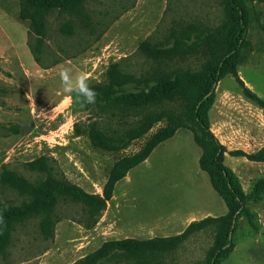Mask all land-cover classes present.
<instances>
[{
  "label": "rangeland",
  "instance_id": "1",
  "mask_svg": "<svg viewBox=\"0 0 264 264\" xmlns=\"http://www.w3.org/2000/svg\"><path fill=\"white\" fill-rule=\"evenodd\" d=\"M246 4L248 45L241 50L236 71L218 82L209 111L210 128L225 148L224 163L246 195L234 247L221 264H264V160L252 157L264 147V107L247 91L264 100V0ZM33 10L24 0H0V177L10 168L34 180L39 173L29 163L45 156L58 174L102 195L114 162L138 151L166 121L124 149L96 147L91 124L108 133L122 132L118 129L128 128V121L137 116L125 117L97 102L82 104L75 92L58 95L60 69L70 67L73 78L86 74L94 89L106 84L115 62L152 79L173 68L200 69L207 60L202 52L165 63L149 56L143 44L170 47L186 30L200 36L224 20L223 1L85 0L78 10H46L40 27ZM178 106L179 101L165 105ZM202 152L193 132L179 128L116 183L97 220L81 202L60 198L53 236L41 232L38 217L15 224L6 252H0V264H75L107 240L178 234L160 229L156 217L162 213L209 210L224 215L227 205L199 165ZM0 199L19 204L25 196L0 179ZM216 233L215 225L196 231L158 259L164 264H207ZM130 263L111 259L101 264Z\"/></svg>",
  "mask_w": 264,
  "mask_h": 264
},
{
  "label": "trees",
  "instance_id": "2",
  "mask_svg": "<svg viewBox=\"0 0 264 264\" xmlns=\"http://www.w3.org/2000/svg\"><path fill=\"white\" fill-rule=\"evenodd\" d=\"M33 7L32 17L37 27L42 25L43 13L53 8L78 10L85 0H24ZM225 18L218 26L195 36L186 30L170 47H158L149 42L143 49L149 56L167 63L178 57L202 52L207 56L200 69L173 68L164 70L155 79L137 76L122 69L118 62L107 71V82L97 86L96 102L112 108L121 115L134 113L137 118L128 121L122 132L108 133L95 122L90 127L94 146L109 151L126 148L132 141L147 134L162 120L166 124L152 133L136 152L119 157L113 164L104 185L103 194L91 193L58 174L50 158L40 157L29 163L39 177L31 180L14 169L4 168L1 182L14 188L25 199L19 203L0 199V252L5 253L15 224L38 217L39 228L45 236H53L56 219L54 210L60 198L81 202L96 220L112 198L115 185L134 167L144 162L154 149L175 136L179 128L193 132L195 142L203 148L199 159L202 170L209 175L215 191L225 201L228 211L221 216H206L192 221L187 228L172 236H155L148 239L126 237L105 241L98 249L75 264H101L105 260L124 259L130 264H164L158 259L165 251L175 248L190 234L215 225V242L209 251L207 264H221L234 247V233L239 217L246 211V195L238 176L224 163L225 148L210 128L209 111L215 99L218 82L228 73L236 71L241 50L248 45L250 16L246 0H222ZM250 97L264 107V100L247 90ZM181 102L176 108L166 104ZM118 112L114 113L116 116ZM253 159L264 160V147Z\"/></svg>",
  "mask_w": 264,
  "mask_h": 264
},
{
  "label": "clouds",
  "instance_id": "3",
  "mask_svg": "<svg viewBox=\"0 0 264 264\" xmlns=\"http://www.w3.org/2000/svg\"><path fill=\"white\" fill-rule=\"evenodd\" d=\"M62 88L57 93H72L75 92L80 98L82 104H94L96 102L97 92L91 87L89 77L81 73L73 78L70 67H62L58 73ZM5 223L3 214H0V224Z\"/></svg>",
  "mask_w": 264,
  "mask_h": 264
},
{
  "label": "crops",
  "instance_id": "4",
  "mask_svg": "<svg viewBox=\"0 0 264 264\" xmlns=\"http://www.w3.org/2000/svg\"><path fill=\"white\" fill-rule=\"evenodd\" d=\"M158 147V146H157ZM156 147V148H157ZM155 148V149H156ZM154 149V150H155ZM153 153V152H152ZM151 153V154H152ZM151 156V155H150ZM149 156V157H150ZM148 157V158H149ZM197 157V156H196ZM147 158V159H148ZM198 158V157H197ZM146 159V160H147ZM199 159H200V157H199ZM145 160V161H146ZM144 161V162H145ZM144 162H142V163H144ZM141 163V164H142ZM140 165V164H139ZM200 165V164H199ZM135 168V167H134ZM133 168V169H134ZM133 169H131V170H133ZM130 170V171H131ZM130 171H129V173H130ZM204 171V170H203ZM206 172V171H205ZM128 173V174H129ZM207 173V172H206ZM208 174V173H207ZM209 176V175H208ZM126 177H127V175H126ZM210 179V178H209ZM218 204V203H217ZM182 212H176V211H174L173 213L172 212H169L168 214H160V215H158L157 217H156V220H157V218H158V221H159V223H160V229L161 230H165V231H169V230H174V231H177L176 233H181V232H183L186 228H187V226L192 222V221H194V220H199V219H202V218H204V217H206V216H209V215H212V212L211 211H209V210H207V211H205V210H198V211H196V212H191V213H185V214H181ZM212 216H217V215H212Z\"/></svg>",
  "mask_w": 264,
  "mask_h": 264
}]
</instances>
